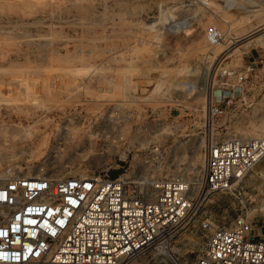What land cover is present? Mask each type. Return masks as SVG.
Segmentation results:
<instances>
[{
  "label": "rangeland",
  "instance_id": "374dc122",
  "mask_svg": "<svg viewBox=\"0 0 264 264\" xmlns=\"http://www.w3.org/2000/svg\"><path fill=\"white\" fill-rule=\"evenodd\" d=\"M185 1L0 0V177L50 165L62 177L121 172L116 156L81 151L87 137L61 128L65 116H89L105 106L128 116L118 144L130 150L128 159L139 155L132 133L141 115L167 118L171 124L153 138L165 152L158 171L192 182L201 178L206 146L264 121V63L248 75L243 94L220 102V115L207 112L236 85L223 70L245 74L249 54L264 53V0L177 8ZM174 16L184 23L166 22ZM213 25L224 34L217 44L206 37ZM71 151L78 156H68ZM263 208L264 158L235 192L208 194L161 253L190 264L203 241V217L227 224L244 210L260 218Z\"/></svg>",
  "mask_w": 264,
  "mask_h": 264
},
{
  "label": "built area",
  "instance_id": "2783aa9c",
  "mask_svg": "<svg viewBox=\"0 0 264 264\" xmlns=\"http://www.w3.org/2000/svg\"><path fill=\"white\" fill-rule=\"evenodd\" d=\"M205 1L186 0L175 7L206 6ZM216 1L224 6L232 0ZM184 21L174 16L166 22ZM206 37L217 44L224 34L213 25ZM245 72L223 70L236 85L211 101L208 113L220 115V102L244 93L256 67L246 65ZM127 118L110 105L89 116H65L61 123L66 133L87 137L81 151L116 156L121 172L115 175L106 168L62 177L50 165L30 175L0 177V264H185L162 254L161 248L208 194L235 192L264 158V136H234L204 148L196 182L182 174L162 175L158 159L165 152L153 138L168 119L154 111L142 114L132 133L139 155L128 159L130 150L118 145ZM199 227L203 241L190 264H264V208L257 219L244 210L227 224L203 217Z\"/></svg>",
  "mask_w": 264,
  "mask_h": 264
},
{
  "label": "bare ground",
  "instance_id": "6f19581e",
  "mask_svg": "<svg viewBox=\"0 0 264 264\" xmlns=\"http://www.w3.org/2000/svg\"><path fill=\"white\" fill-rule=\"evenodd\" d=\"M262 27H264V23L262 24ZM259 39V38H258ZM201 84H203V82H201ZM188 89V88H187ZM189 90H190V87H189ZM261 120H262V118H261ZM264 132V121L262 120V121H260L259 123H257L256 125H254V127L251 129V130H249V131H240L237 135H239L238 137H257L256 135H262V133ZM59 149L60 150H63V149H61L60 147H59ZM58 149V150H59ZM76 149V148H75ZM56 150V149H55ZM74 150V149H73ZM55 152V151H54ZM57 152V151H56ZM55 152V153H56ZM59 152V151H58ZM58 152H57V154H53V156H58L59 154L61 155V153L62 152H60L59 154H58ZM69 153V155L68 156H72V158H74L73 156L74 155H77L78 156V153L76 152V151H71V152H68ZM59 155V156H60ZM52 156V157H53ZM67 156V157H68ZM59 158H61V156L59 157ZM69 158V157H68ZM71 158V159H72ZM76 158V157H75ZM53 159V158H52ZM54 159H56V158H54ZM59 160V159H58ZM54 162H55V160H53ZM56 161H57V159H56ZM198 163V162H197ZM201 164V163H200ZM30 167L32 168V166H28L27 168H29L30 169ZM55 167H57V166H55ZM197 169V168H196ZM51 170H52V168H51ZM196 171V170H195ZM197 173H198V171H196ZM31 173H27V174H23V175H30ZM199 176H200V174H198Z\"/></svg>",
  "mask_w": 264,
  "mask_h": 264
},
{
  "label": "crops",
  "instance_id": "0c3cea01",
  "mask_svg": "<svg viewBox=\"0 0 264 264\" xmlns=\"http://www.w3.org/2000/svg\"><path fill=\"white\" fill-rule=\"evenodd\" d=\"M245 62L247 65L251 64L258 68L260 64L264 63V53L259 50L251 52Z\"/></svg>",
  "mask_w": 264,
  "mask_h": 264
}]
</instances>
